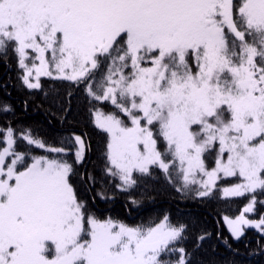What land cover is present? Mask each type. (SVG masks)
I'll use <instances>...</instances> for the list:
<instances>
[{
  "label": "snow or ice",
  "instance_id": "6c2138e0",
  "mask_svg": "<svg viewBox=\"0 0 264 264\" xmlns=\"http://www.w3.org/2000/svg\"><path fill=\"white\" fill-rule=\"evenodd\" d=\"M9 51L27 88L46 76L114 106L93 117L116 188L127 192L159 170L177 191L199 186L196 196L208 197L222 177L238 178L221 189L251 195L240 215L225 217L232 237L246 227L264 237V215L246 216L264 195V0H0V54ZM20 138L52 155L17 151L11 126L0 136V264H191L177 246L186 225L168 215L129 225L81 197L82 135L59 147L30 130ZM87 181L96 178L85 173Z\"/></svg>",
  "mask_w": 264,
  "mask_h": 264
},
{
  "label": "trees",
  "instance_id": "16d2710c",
  "mask_svg": "<svg viewBox=\"0 0 264 264\" xmlns=\"http://www.w3.org/2000/svg\"><path fill=\"white\" fill-rule=\"evenodd\" d=\"M105 68L106 65L97 73V79ZM22 74L14 53L9 51L7 57L0 54V109L9 106L7 112L0 110V136L11 126L16 137V150L39 156L52 154L28 145L20 138L21 132L30 130L35 137L56 147L73 134L82 135L89 151L86 163L76 166L80 175L74 178V182L81 197L94 207L98 215L111 216L133 226L157 223L168 215L171 223L187 226L184 239L177 246H183L191 253V264H264V237L259 230L246 228L240 239H233L223 222L224 216L233 217L240 212L251 199L250 194L223 197L219 189L223 181H219L210 196L197 197L195 193L199 186L177 191L179 184L169 183L159 170L140 181L134 189L121 191L115 187L118 181L104 172L107 136L93 120L96 110L106 113L114 110L110 101H95L82 87L47 77L41 78L40 89H29L21 80ZM69 92L73 93L71 109L65 112L62 109L67 107ZM208 156L210 153L206 154L209 166L211 160ZM62 158L71 162V153ZM85 173L95 176V184L91 181L81 183V176ZM261 201H264V195L258 193L253 217L264 215ZM201 236L203 240L198 239Z\"/></svg>",
  "mask_w": 264,
  "mask_h": 264
},
{
  "label": "rangeland",
  "instance_id": "374dc122",
  "mask_svg": "<svg viewBox=\"0 0 264 264\" xmlns=\"http://www.w3.org/2000/svg\"><path fill=\"white\" fill-rule=\"evenodd\" d=\"M29 55L32 56V57H34V56H35V53H32V52L30 51V52H29ZM27 62L29 63V65H31V63H32L31 60H28ZM37 63H38V62H37ZM106 68H107V66H106ZM106 68H105L104 72H106ZM43 77H46V76H43ZM43 77H41V78H43ZM41 78H40V80H41ZM47 78H50V77H47ZM100 111H102V110H100ZM102 112H104V111H102ZM104 113L107 114L106 112H104ZM93 120H94V117H93ZM215 157H216V153H215V152H211V153H210V156H208V159L211 160V164L209 165V168H211V167L214 166V164H215ZM206 163H207V165H208V160H207V158H206ZM219 181H223V182L219 185V189H220L221 195H222V191H221V189H223L224 187H228V186H230V185H232V184L239 183V179H238V178H232V177H227V178L222 177V179L219 180ZM219 181H218V182H219ZM218 182H217V183H218ZM222 196H223V195H222ZM248 202H249V201H248ZM248 202H247V203H248ZM247 203H246L245 205H247ZM245 205L241 208L240 212H239L236 216H233V217H230V216H224V217H223L224 225L226 226V228H227V230L229 231L230 234H231V231H230V229H229L228 223H227L226 220H225V217H228L229 219H235V217H237L238 215H240V213H241V211L243 210V208L245 207ZM246 216H247L249 219H251V220H258V219H259V218L253 217V216H252V213H247ZM157 223H158V222H157ZM246 228H253V229H256V228H254V227H246ZM246 228H245V229H246ZM257 230H258V229H257ZM231 236H232V234H231ZM232 238H233V237H232ZM233 239H234V238H233Z\"/></svg>",
  "mask_w": 264,
  "mask_h": 264
}]
</instances>
